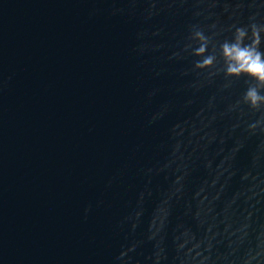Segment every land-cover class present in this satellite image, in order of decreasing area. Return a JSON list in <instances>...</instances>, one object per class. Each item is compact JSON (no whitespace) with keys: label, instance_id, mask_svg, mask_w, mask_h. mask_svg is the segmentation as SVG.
Wrapping results in <instances>:
<instances>
[{"label":"water","instance_id":"1","mask_svg":"<svg viewBox=\"0 0 264 264\" xmlns=\"http://www.w3.org/2000/svg\"><path fill=\"white\" fill-rule=\"evenodd\" d=\"M238 28L264 0H0V264H264Z\"/></svg>","mask_w":264,"mask_h":264},{"label":"clouds","instance_id":"2","mask_svg":"<svg viewBox=\"0 0 264 264\" xmlns=\"http://www.w3.org/2000/svg\"><path fill=\"white\" fill-rule=\"evenodd\" d=\"M192 35L200 41L199 46L193 50L194 54L203 56L202 60L195 62V67L203 69L212 66L216 57L211 54L204 56L208 47V37L200 30H195ZM245 35L246 32L238 28L234 42H224L221 45V53L226 64V75L239 76L245 73L258 81V85L249 86L244 95L245 102L249 103L252 108H258L264 103V94H261L258 90L260 87H264V53L258 51L259 33L255 28L251 44L243 43ZM252 127H255V125Z\"/></svg>","mask_w":264,"mask_h":264}]
</instances>
